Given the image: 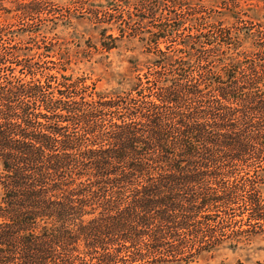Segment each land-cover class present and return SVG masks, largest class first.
Listing matches in <instances>:
<instances>
[{
  "label": "trees",
  "instance_id": "1",
  "mask_svg": "<svg viewBox=\"0 0 264 264\" xmlns=\"http://www.w3.org/2000/svg\"><path fill=\"white\" fill-rule=\"evenodd\" d=\"M79 1L90 19L64 24L46 0H0V264H171L172 247L245 245L216 231L244 212L249 242L264 234V172L223 173L264 167L262 33L229 0H134L129 26L116 0ZM80 64L102 67L91 86Z\"/></svg>",
  "mask_w": 264,
  "mask_h": 264
},
{
  "label": "rangeland",
  "instance_id": "2",
  "mask_svg": "<svg viewBox=\"0 0 264 264\" xmlns=\"http://www.w3.org/2000/svg\"><path fill=\"white\" fill-rule=\"evenodd\" d=\"M48 3L46 4V7H49L50 9H52V11L55 12L56 17H58L61 20V23L63 22L64 24L67 23L69 20L74 19V21H79L81 22V20H83V15H86L85 17L90 19V15L88 14V12H84L86 10L85 7H87V10L90 9L89 4L86 6V3L83 1L79 0H46ZM245 1V2H244ZM229 0L230 5H233L232 3L239 5L242 11H244L243 13H245L243 15V22L246 23V27H249L251 30H253V32H259L262 33V35L260 34L258 37H260L262 39V41H264V0ZM96 3H104V0H95ZM116 2L119 3L117 8L118 13H127L126 9L128 8L127 6L130 4L134 3V0H116ZM80 3V4H78ZM196 3L198 4L199 1L197 0ZM219 3H222L221 0ZM204 4L206 6H208L209 8H211L210 3L204 2ZM223 7V6H222ZM70 8V9H69ZM69 10L70 13H69ZM115 13V12H112ZM124 21L127 22L128 26L134 24L137 21V17L136 16H127V14H124ZM86 18V22L87 24H89V21ZM52 23H57V21L55 22H47L44 20H40L38 21V23L35 25L36 27L33 28L34 31H38L39 28H41L43 25H51V27L54 25H52ZM240 24V23H239ZM38 25V26H37ZM80 25H83V23ZM241 26V25H240ZM57 28V35L55 36V43H56V48L58 49H63L65 46H67V44H69V46H71L72 50L74 51V49H76V43L74 42H67V40L70 41V38H72L73 36H70V34L65 31V29L63 28V26H61V24H59V26H56ZM43 29L42 32H44L45 28H41ZM80 29V28H79ZM81 30V29H80ZM71 32V31H69ZM64 40V42H63ZM43 41L46 42H50V40L47 41V39H43ZM53 41V42H54ZM52 43V42H51ZM117 52V51H116ZM112 53L111 55V60H113V67L114 68H119L120 70H124L125 69V65L121 63L122 60L126 61L127 57H129L131 54L130 52H127L125 48L120 49V54L118 53ZM245 53V51H243ZM250 59L253 58L255 53L249 50V52L245 53ZM64 57V55L61 56V59L58 60L56 58H46L45 60L47 61H52L53 64H48V67H51L53 69H59V70H65L67 68H70L68 66V62H66L64 59H62ZM96 58L98 57L97 55L95 56ZM72 68L74 69L76 75H78L77 77L80 76H87L88 82L87 84L89 86H91V84L96 81L98 78L96 77V75H100L103 71H102V67L99 65H96V67L91 68L88 65H76V66H72ZM93 71V72H92ZM71 72V70L69 71V73ZM86 72V73H84ZM84 73V74H83ZM91 73V74H90ZM95 73V74H93ZM87 74V75H86ZM93 74V75H92ZM90 78H94V79H90ZM99 87L105 88V82L103 83H99L98 84ZM264 172V167L263 166H253L251 168L248 167H239L236 172H223L225 174V176H230V177H234L233 181L231 182V184H233V186L235 185H241L244 182L247 181H251V182H257L258 180H256V178L259 176V173ZM264 205V203H263ZM245 203L244 202H239L238 204H236V215H238L236 217V219L238 221H240L242 219V217H240L239 215H243L242 213L245 211L243 210H237V209H242L245 208ZM249 212H244V216H243V221L241 220V222H238L236 224L234 223H228L227 225H223L220 224V227H216V231L218 234L221 233V230H223V228L226 227V229H230L233 230L234 232L230 235V240L231 241H245L243 243H245V245H239L238 247H228V244H224L221 245L220 247H181L180 249H182L183 254H181L182 256L175 258L174 255L172 254L171 250H174L176 248L179 247H172L174 249H170V254L168 255H172L170 258V262L171 264H264V234H260L258 236H256V238L252 241L249 242V239H253V237H251V235H249L248 233L251 232H261L263 231L262 229L256 227V228H248V226H246L245 224H249ZM223 215V214H222ZM219 220V219H218ZM221 222V221H220ZM231 224V225H230ZM243 224V225H241ZM230 225L231 228H228ZM239 226H243L242 228ZM243 229H249L248 233H241V231ZM238 231L241 233L238 234ZM251 237V238H249ZM166 248H170V247H166ZM152 263V262H151Z\"/></svg>",
  "mask_w": 264,
  "mask_h": 264
}]
</instances>
